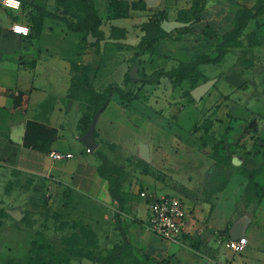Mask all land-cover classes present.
<instances>
[{
  "label": "rangeland",
  "instance_id": "rangeland-1",
  "mask_svg": "<svg viewBox=\"0 0 264 264\" xmlns=\"http://www.w3.org/2000/svg\"><path fill=\"white\" fill-rule=\"evenodd\" d=\"M92 1L93 11L99 15ZM168 1L179 5L187 0ZM247 1L253 4L259 0ZM207 2L212 14L217 13L215 5L219 2H226L232 8V15L244 5L239 0ZM71 5L69 14L60 7L55 15L79 36L84 45L81 53H92L87 64L81 63L87 67L86 75L78 68L77 75L86 80L88 87L93 85L100 92H106L110 86L122 87L132 100L121 102L125 109L123 114L118 94H114L99 121L106 124L100 128L102 148L98 150H104L110 164L114 165L110 171L118 198L99 202L67 184L51 181L26 168L20 161L19 149L9 138L15 114L0 107V264H101V259L115 248L118 250L112 264H203V255L198 252L200 244L189 233L180 243L163 241L156 252L150 250L153 235L139 191L170 194L181 199V194L188 192L193 197L214 202L233 171L243 168L251 177V186L239 212L244 217L255 218L256 203L264 188V153L252 154L253 147L244 152L240 146H234L228 140L229 128L214 120L230 95L229 90L221 89L222 84L214 83L202 101L191 100L187 95L195 83L217 78L216 73L226 71L233 63L234 54H228L225 62L218 66L209 63L200 73L188 72L179 85L172 87L167 76L154 77V74L171 69L179 61L195 59L186 58L180 51L185 48L184 41L176 46L177 40L173 43L174 39L169 37L163 45L159 44L161 54L157 55L151 50L133 48L136 44L131 43H137L135 34L140 33L135 28L130 44L115 43L107 33L114 36H126V33L109 26L111 18L109 14L106 16V9L104 15L100 5L103 18L99 24L92 14L81 12L76 2L71 1ZM159 6L158 1L155 7ZM177 9H174L175 14ZM133 11L130 10L133 16L120 19L119 23L138 24L142 18L135 17ZM211 13H205L210 22L217 18ZM235 24L236 21L229 23L228 27L227 22L220 34L223 36H215L204 44L203 54L211 58L223 55L227 45L247 42L242 37L247 35L250 42L246 43L240 57L254 67L250 79L261 82L264 80V14L250 20L244 34L227 37ZM209 27L207 34L210 35V24ZM91 28L100 38L98 43L88 41ZM103 51L106 56L100 57ZM134 64L139 66L137 77L143 80L126 85L125 75ZM86 89L78 91L82 99L97 102L96 96ZM254 107L259 108V105ZM140 143L149 144V160L140 155ZM254 145H261L264 152V137L256 139ZM237 153H242L244 159L240 165L231 160ZM213 159L217 160V166L203 184L200 176ZM236 257L243 255L232 252L228 261H236ZM214 260H207L205 264L219 263ZM258 261L264 262V258Z\"/></svg>",
  "mask_w": 264,
  "mask_h": 264
},
{
  "label": "crops",
  "instance_id": "crops-1",
  "mask_svg": "<svg viewBox=\"0 0 264 264\" xmlns=\"http://www.w3.org/2000/svg\"><path fill=\"white\" fill-rule=\"evenodd\" d=\"M22 1L23 6L19 10L7 9L0 4V107L8 108L15 114L11 121L9 138L20 151L21 163L35 174L51 181L67 184L99 202H109L113 199L109 180L101 177L98 172L101 159L96 150L102 148L99 134L100 128L106 124L105 122L99 123L102 113L109 106L112 96L118 93L111 95L107 107L99 116L95 131V140L99 146L94 152H89L82 141V136L85 134L81 128L84 102L77 92L73 93V82L75 75L79 72L76 65L85 66L81 63L87 64L86 62L92 58V53L86 55L81 53L84 45L79 36L67 29L55 15L58 10L56 0ZM123 1L129 3L145 1L147 4V0ZM239 1L249 7L255 4L247 0ZM94 2L99 17L103 18L100 5L104 15L106 9L107 16L109 1L94 0ZM159 2V7H155L156 4L152 5L154 7L147 4V8L133 9L135 17L139 15L142 18L138 24L119 23L120 19L130 18L133 13L129 17L108 19L110 27L127 30L126 36H114L110 32L107 33L110 40L115 43L128 44L133 29L138 28L140 33L139 35L135 34L137 43H131L132 45L136 44L133 46L135 48L145 35L143 29L145 22L156 17L161 11H166L169 19H177L179 11L192 6V0L181 2L179 5H173L168 0H159ZM215 6L217 13L212 14L209 2H207L199 22L188 26L187 30L182 28L167 32V35L157 41L154 48L148 50L160 55L159 44L163 45L171 37L174 39L173 43L175 40L180 41L175 42L176 46L184 41L185 48H180V51L184 52L186 58H197L205 52L204 44L214 39L205 37L202 30L206 25L210 24L220 36L227 22L228 27H230L229 23L235 22L237 11H233L232 15L230 12L232 8H229L226 2L216 3ZM176 7L178 9L175 14ZM207 12L217 18L211 22L206 20L205 13ZM232 16L234 18H231ZM14 24L28 26L29 34L23 35L15 32L12 29ZM196 24H198L197 27ZM190 36L196 38L192 40V38L189 39ZM242 37L247 42L227 47L223 58L213 64L218 66L224 63L228 54L233 53L235 56L233 63L228 65L229 68L216 73L218 77L214 78L215 83L222 84L221 89L229 90L230 95L224 103L223 110L213 118L229 128L228 140L233 142L234 146H240L244 152L253 147L252 154L260 155L264 153L261 151L262 146L257 147L254 143L256 139L264 137V109L262 108V105L264 106V80L257 82L250 79L254 67L241 60V51L246 47V43H249L244 35ZM189 40H192L190 45H188ZM195 46L198 48L196 49ZM103 55L106 56V52L103 51L99 56ZM179 64L180 61L174 67ZM206 65L208 66L209 63L199 64V70L203 71ZM170 82L172 87L177 86L171 80ZM118 97L120 99L118 103L124 114V105L121 103L123 101L119 94ZM256 104L259 105V108L254 107ZM125 116L127 117L126 114ZM123 126L124 124L121 125V127ZM236 143L238 144L236 145ZM51 150L71 152L74 156L66 160H54L48 155ZM102 152L106 155L104 150ZM241 155L242 153L232 155L231 160L237 156L243 162L244 159L241 158ZM209 164L204 167L203 176H200L203 179V184H206L211 177L212 170L217 166V160L213 159ZM249 186H251V177L242 168L239 171H233L214 202L202 199L200 196L193 197L188 192L181 194L189 211L184 235L189 233L197 238L198 244H200L198 252L203 255V264L210 259L219 260L218 264H248L251 261L254 264L256 261L259 264H264L263 261H258L260 258H264V190L263 197L256 203L255 218L244 217L239 212V207ZM142 201L148 218L147 202L143 198ZM241 219L245 221L241 236L247 237L248 244L243 252L237 253L242 254L243 257H236V261H228L234 251L226 248L224 241L228 237L231 238V229ZM150 233L153 235L151 246H149L152 252L160 249L159 247L165 242H169L159 238L151 231ZM169 246L171 247L173 244ZM242 259L243 261H241Z\"/></svg>",
  "mask_w": 264,
  "mask_h": 264
},
{
  "label": "trees",
  "instance_id": "trees-1",
  "mask_svg": "<svg viewBox=\"0 0 264 264\" xmlns=\"http://www.w3.org/2000/svg\"><path fill=\"white\" fill-rule=\"evenodd\" d=\"M71 1L76 2L78 7L81 9V12L92 14L95 20H97L99 24H101L100 23L101 18L98 17L99 15H97V13L95 14V11H93V8H92L93 1L92 0H56L58 9L61 7L63 8L65 13L69 14L68 9L72 7ZM108 1H109V4H108L109 13L108 14L110 15V18L129 17L130 10L139 9V8H147V4L145 1H134L132 3H129L123 0H108ZM206 4H207V0H192V6L189 9L179 11L177 20L184 21V22L192 21V24L199 22L202 19L203 9L205 8ZM260 14H264V0H259L255 2V4L252 7L241 4L240 10H238L235 15L236 24L233 27V29L229 32L227 37H230L235 34H240V35L244 34V29L249 25L250 20L255 19L256 15H260ZM165 19H169L168 14L166 11H161L156 15L155 19H150L149 21L145 22L143 25V29L145 30V35L142 37L138 45L135 46V48H138L141 50H148V49L154 48L157 41L161 37L167 35V32L161 27V24ZM208 28H210L209 25H207V27L205 26V28L203 29V32L207 34ZM113 29L119 30V31L121 30L123 33H126L127 31L124 28H118V27H113ZM187 29H189V27H186L183 30H187ZM88 32L89 34L92 33L94 37H97L96 43H98L100 38L98 35L94 33L93 28H91V30H89ZM211 32L212 33L210 35L207 34L209 38L212 39L215 36L219 37L215 30L211 29ZM220 36H223V35H220ZM244 36L247 37V35H244ZM237 45H242V44L239 43V44L227 45L226 50H227V47L229 46H237ZM223 55H219L215 58H211L207 54H201L197 58L191 61L180 62V64L177 67H174L170 70L158 71L157 73L154 74V77L164 75V76H167L174 83V85H179L181 81L185 79L188 72L200 73V70L198 68L199 64L217 63L223 58ZM76 68L83 69L81 73L83 75H86L85 69H87V67L76 65ZM74 80L75 81L73 82V93L74 92L78 93V91H81L87 88L86 90L88 91V93H90L92 96H96V99H97V102L95 103L89 100L83 99L84 114L81 118V128L83 129L84 133L87 132L95 112L103 105L104 102L109 100L112 94L118 93L123 102L124 100L131 101V97L130 98L128 97L127 91L122 87L110 86L106 92H99L94 88L93 85H90L88 87V85L86 84V80H84V78L82 79V77H80L77 74L75 75ZM134 83L135 82L132 81L129 72L126 73L125 84L134 85ZM198 85L197 83H195L192 89H194ZM192 89L188 91L187 95L191 100H194L191 95ZM96 153L101 159V164L98 167V172L101 177L107 178L109 180L110 191H111L112 197L114 199H117L118 196L116 194V185H115V182L112 181V178H111L112 171H110L112 167H114V165L110 164L108 157L103 152L96 150ZM262 197H263V191L260 197L258 198V201H260ZM117 250L118 249L115 248V250H113L111 253H109L103 259H101L100 263L101 264H112L113 259L117 253Z\"/></svg>",
  "mask_w": 264,
  "mask_h": 264
},
{
  "label": "built area",
  "instance_id": "built-area-1",
  "mask_svg": "<svg viewBox=\"0 0 264 264\" xmlns=\"http://www.w3.org/2000/svg\"><path fill=\"white\" fill-rule=\"evenodd\" d=\"M0 4L11 10H19L23 6L22 0H0ZM12 29L23 35L29 34V27L23 24H14ZM88 150V149H87ZM48 155L54 160H66L74 156L71 152L51 150ZM148 205V228L159 238L169 242H180L187 229L189 211L183 200L170 194L154 193L147 190L139 192ZM248 239L241 236L234 240L225 239L226 248L241 253L245 250Z\"/></svg>",
  "mask_w": 264,
  "mask_h": 264
},
{
  "label": "water",
  "instance_id": "water-1",
  "mask_svg": "<svg viewBox=\"0 0 264 264\" xmlns=\"http://www.w3.org/2000/svg\"><path fill=\"white\" fill-rule=\"evenodd\" d=\"M158 1L159 0H147V4L152 6V5L157 4ZM191 24H192V21L184 22V21H180L177 19H172V20L165 19L162 22L161 27L166 32L170 33L176 29L186 28L190 26ZM88 41L90 43H95L97 41V37H94L93 34L90 33L88 35ZM138 69H139V66L137 64H134L132 69L129 72L130 77L133 82L143 80L142 78L137 77ZM215 82H216L215 79H208L205 82L196 86L194 89H192L191 95L193 99L195 101H200L203 98V96L208 93V91L211 89V87L214 85ZM108 103H109V100L104 102L103 105L95 112L87 132L82 136V141L84 142L89 152H94L99 146L98 142L95 140L96 126H97V122H98L100 114L107 107ZM140 155L144 159H147V160L150 159V149L147 143L140 144ZM232 162L235 165H240L242 163V160L239 157L234 156ZM244 222H245L244 219H241L233 226V228L230 231V235L232 239L236 240L239 237H241Z\"/></svg>",
  "mask_w": 264,
  "mask_h": 264
}]
</instances>
